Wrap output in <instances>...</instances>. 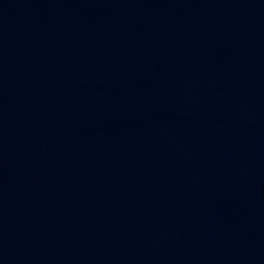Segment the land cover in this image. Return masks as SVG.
Returning a JSON list of instances; mask_svg holds the SVG:
<instances>
[{
	"label": "water",
	"instance_id": "95a60500",
	"mask_svg": "<svg viewBox=\"0 0 264 264\" xmlns=\"http://www.w3.org/2000/svg\"><path fill=\"white\" fill-rule=\"evenodd\" d=\"M0 264H264V0H0Z\"/></svg>",
	"mask_w": 264,
	"mask_h": 264
}]
</instances>
